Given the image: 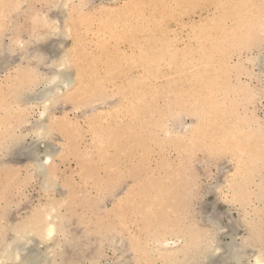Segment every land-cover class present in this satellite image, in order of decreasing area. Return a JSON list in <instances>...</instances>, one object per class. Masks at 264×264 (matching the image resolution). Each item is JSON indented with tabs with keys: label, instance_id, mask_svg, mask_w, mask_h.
<instances>
[{
	"label": "rangeland",
	"instance_id": "rangeland-1",
	"mask_svg": "<svg viewBox=\"0 0 264 264\" xmlns=\"http://www.w3.org/2000/svg\"><path fill=\"white\" fill-rule=\"evenodd\" d=\"M87 1L82 4L81 11L80 1L73 0L69 4L70 6L66 7V12L65 10L60 12V10L53 9L54 7L49 11L47 5L50 2L48 0H17L15 1L16 5L12 4V8L8 7L6 12H3L1 16L0 21L3 22V25L1 22L0 35L5 33L2 36L3 42L6 44H4L5 50L8 49L10 41L12 44V40L7 39L10 33L17 38L19 37L20 39L18 38V40L24 41L26 48L23 56L20 54L10 56L9 51H4L5 54L9 53L10 57L7 56L5 59H0V98L2 97L0 100V231L4 226L7 227V225L12 223H20L21 220L18 221L19 218L23 220V217H26L29 214L28 212L37 207L40 202L49 200V194L48 196L46 195L48 192L45 194V191L41 188L43 179L37 175L30 160L21 157V159L13 157L16 158L13 159L11 158L12 156H4L6 148L8 149L13 145L12 143H16V140L18 142L22 140V146L24 147L34 143L35 137L31 130H29V127L36 122L39 115L38 112H40L38 107L29 109L30 113L27 120H31L28 121L29 123L26 122L29 125L25 122L23 123L22 119L23 117L25 118L26 113L24 114L21 110H26L27 105L18 104L19 102L13 98L18 93L20 95L23 89L19 90V92L17 91V93H15V90L12 95L13 90L10 86H13L12 84L15 83L16 79L18 80L16 78L18 76L17 72L32 69V65L34 68L37 66L38 62H34L37 61L34 57L38 56V54H46L45 60L43 59V63L39 64L38 67L41 71L43 69L44 72H47L49 68L46 63L52 62L51 58L55 57V54L63 56V54L68 53L69 56H72L74 64L69 67V74L73 80L77 73H81L88 78L84 82L85 88L82 87L87 91L82 92L83 94L79 91L78 93L82 95H78V93L76 95L80 98L75 94L76 97H73V95L67 96V94L63 95L65 98L61 96L49 110L50 115L48 114L47 117H51L52 122L50 118L46 117L45 123L47 127L50 125L48 127V130L51 129L50 132L55 130L49 133L50 137L47 143L50 141L49 144L52 148H56L54 150L58 149V153H60L54 156V162L52 161V171L55 174V178H57L54 182L56 185L59 184L54 196L62 200L65 205H62V208H60V213L66 219L68 226L66 227L72 230V232L74 231L77 236L85 235V239L81 242L79 253L73 254L69 248L64 246V240L60 238L61 240L59 239V241L63 240V243H61L60 249L57 247V251L60 250L58 253L61 263L63 261L66 264L67 261L73 259L88 262L89 257L93 256L94 251L99 250L102 254L98 264H163L164 262L161 259L149 253V249L143 241V236H141L143 230L142 219L136 215L139 210L138 208L137 210H132L126 200L132 190L134 191L136 188H139L141 195L142 189L151 185L149 181L153 183L155 180L162 188L158 189L160 202L159 204L156 203V207L163 210V217L160 220L165 218L164 224L167 223V225L174 228L169 238L172 241L181 244L187 235L194 238L201 235L211 237L215 230H221V228L223 229L221 233L225 232V230L227 232L220 236V242L223 244L230 241L228 230L233 228H235L233 235H236L235 237L238 240H240V237L241 239L248 237L249 232H255L257 226L260 224L257 221L258 219L255 218V213H246L245 211L247 209L250 210L251 206L254 209V207L262 205L261 202L255 199L256 197L252 196L253 199H250L252 201L249 205L250 207L247 206L245 208L241 200H245L246 193L243 191L245 189L246 191L250 190V193L260 192L255 183L256 181L259 182L261 178L259 170L263 167H258L257 162L262 163L259 156L264 158V148L260 150L261 152L256 150L259 147L261 148L259 141H264V129L257 133L256 128L261 126L263 128L264 126L262 124L264 122V104L259 102L261 93L264 91V71H262V62L260 61L262 60L261 55L264 54V11L261 12L264 8V0H188V2H185L186 0ZM41 4L44 7H40ZM259 5L263 8L261 9ZM153 6L157 8H153ZM231 7L234 13H232ZM176 14L179 16H176ZM34 15H39V18L47 15L50 18H47L48 21L60 16L65 17V19L60 17L62 22H65L66 19L72 20L73 24L70 23L72 29L70 35L68 34L71 38H68L67 35L66 39L62 37L63 39L61 38L60 41H57L60 38L56 37V35L46 37L45 35L50 30L39 22L36 23L34 31L20 33L17 30V25L23 23L26 18L30 20ZM66 15L68 18H66ZM251 17L253 19L255 17L252 21L256 22V25L250 20L252 19ZM113 19H116L117 24ZM112 20L113 22L111 23ZM129 25H133V28L131 27L132 31H129L131 30ZM253 25L255 30L253 29L252 35L250 31H252ZM103 26L107 28H103ZM245 26H247L246 29ZM112 27H115V29ZM126 28H129V30ZM120 29L124 30L123 32L121 30L123 34L125 33L124 35L121 34ZM106 31L110 32L106 33ZM212 34L213 39H211ZM43 36L45 37L43 38ZM144 36L145 38L142 40ZM234 36L237 37L233 38ZM247 36L249 39H247ZM126 37L129 38L125 39ZM114 39H116V42ZM234 41L237 42V45L240 44L239 49L238 46L236 47ZM78 42L82 44L81 47L77 44ZM113 42L116 44L115 46ZM145 44L147 47L144 46ZM233 44L235 50L232 48ZM76 46L78 50L75 48ZM142 47L144 48L141 49ZM50 48H52L53 53L50 51ZM222 49L227 52H224ZM74 50L75 54L79 55L78 58L76 55L74 56ZM113 50L114 52L111 53ZM79 52L80 54H78ZM158 52L161 53L159 54ZM107 54L108 56H106ZM21 57L25 58V60L22 61L20 59V61L19 58ZM111 59H115V61L112 62ZM32 62L34 63L31 64ZM90 62L91 64H89ZM83 64H87L88 66L84 67ZM127 66L128 69L126 68ZM96 67L97 69L95 70ZM146 68L149 70L146 71ZM93 70L99 75L95 74ZM187 70L188 72H186ZM116 71L119 73L116 74ZM104 73L106 74L104 75ZM96 75L100 78L96 77ZM102 76L105 79V83ZM89 77L91 80H89ZM95 77L96 79H94ZM206 77L208 78L206 79ZM194 80L199 81L196 83ZM90 83L93 84L92 87H90ZM30 85H33V88L30 86V89L33 90L28 89L31 94L28 93L29 91L26 93L25 89V92L21 94L22 96L28 95L29 97L31 95L32 97V95L42 89V86H40L41 88L36 86V88L34 83ZM86 87H90L93 91L95 90L94 88H97L98 92L95 90V93H99L100 95H95L92 90ZM215 87L216 90L214 91ZM239 89L240 92L238 94ZM102 90H104L103 94H101ZM145 90L148 91L146 92ZM233 90L238 91L234 92ZM224 91L228 93L224 94ZM229 91L233 93L231 94ZM139 92L143 95L139 98L141 100L140 105H137L139 110H136L135 107L137 106L135 104H138V99L135 96H139ZM89 93L91 96H94V99L90 97ZM137 93L139 94L137 95ZM85 94L88 96H83ZM206 95L208 96L206 97ZM242 96H247V98ZM253 96L255 97L253 98ZM6 98L8 101H6ZM90 99H93V101ZM213 100L214 103H212ZM17 105H22V109H20L21 106H18L20 108L17 109ZM151 105L154 107H150ZM23 106H25V109ZM147 106L149 108L146 109ZM188 110L191 112L189 111V113ZM140 112L142 115H140ZM174 113H178L183 120L181 118V120L177 118L175 121L174 119H172L173 121L169 119ZM162 115H164L163 118ZM112 130H116L121 135V140H123H120L123 146L120 153H115V148L111 146L112 136L110 131ZM249 130L253 132L248 133ZM135 131L138 132L135 133ZM198 132L200 133L198 134ZM176 133L182 134L178 136ZM133 134L134 137H132ZM171 134H174V136ZM249 134H251L252 138L248 136ZM260 134L261 136L263 135L262 139H259ZM135 135L137 138L139 136V141L135 138ZM234 136H238V138H234ZM104 137H106V140H104ZM129 137L133 139L131 141L130 139L127 140ZM153 138L156 141L152 140ZM138 143L144 145L140 146ZM232 143L233 145H231ZM41 145L43 144H40L38 147L40 152L44 150L42 149L44 145ZM234 145L239 148L232 147ZM226 149H229V151ZM134 150L136 153H134ZM243 152L245 153L243 154ZM238 158H242L241 161ZM82 161L88 166H86L87 169ZM262 161L264 162L263 159ZM253 162L254 164H251ZM250 167H254V169ZM256 167L259 168H257V172H255ZM243 168L244 171L242 170ZM206 169L207 174H205ZM248 169H251V171H248ZM146 171L148 172L146 173ZM248 172L250 177L247 178L249 180H246L243 175L247 177L249 175ZM210 179L216 182L218 190H209ZM243 182L245 183V186L242 185L244 188L241 186V183L244 184ZM242 188L245 194H242ZM151 190L155 191L154 188ZM163 199L166 201L164 202ZM212 217L213 221L211 220ZM98 227L99 230H103L104 233L102 235H105L106 238L111 237L115 233L113 234V241L104 242L101 239V234L97 232ZM183 237L184 239L180 240ZM100 242H103V246H99ZM110 243L113 245L117 243L118 250H114ZM253 251L254 249H249L248 255L252 254ZM94 254L96 255V253Z\"/></svg>",
	"mask_w": 264,
	"mask_h": 264
},
{
	"label": "bare ground",
	"instance_id": "bare-ground-1",
	"mask_svg": "<svg viewBox=\"0 0 264 264\" xmlns=\"http://www.w3.org/2000/svg\"><path fill=\"white\" fill-rule=\"evenodd\" d=\"M15 1H17V0H0V3H1V8H0V20H1V16H2V14H3V12H6V10H7V8L9 7V8H12V4L14 5L16 2ZM50 3H53V4H55V5H59V7H54L53 9H55V10H60V12L61 11H63V10H65L66 9V7L70 4V2H73V0H48ZM54 1V2H53ZM80 1V3H81V8H80V11L82 10V4H84V2H86L87 0H79ZM115 1V0H114ZM117 1V0H116ZM196 1V0H195ZM205 1V0H204ZM225 1V0H224ZM234 1H236V0H234ZM258 1V0H257ZM256 1V2H257ZM261 1V0H260ZM43 2V1H42ZM185 2H188V0H186ZM263 2V1H262ZM261 2V3H262ZM44 3V2H43ZM87 3H88V1H87ZM86 3V4H87ZM154 3V2H153ZM158 3V2H157ZM162 3V2H161ZM179 3V2H178ZM184 3V2H183ZM199 3H200V1H199ZM227 3H229V2H227ZM235 3V2H234ZM188 4V3H187ZM195 4V3H194ZM16 5V4H15ZM142 5V4H141ZM156 5V4H155ZM183 5H185V4H183ZM182 5V6H183ZM249 5V4H248ZM70 6V5H69ZM165 6V5H164ZM256 6V5H255ZM260 6V5H259ZM264 6V5H263ZM144 7H146V6H144ZM161 7V6H160ZM183 7H185V6H183ZM188 7V6H187ZM228 7V6H227ZM226 7V8H227ZM239 7H241V6H239ZM258 7V6H257ZM257 7H255L256 9H257ZM261 7V9L263 8L262 6H260ZM15 8H16V6H15ZM152 8V7H151ZM153 8H157V7H154L153 6ZM186 8V7H185ZM259 8V7H258ZM136 9H138V8H136ZM178 9V8H177ZM191 9V8H190ZM198 9V8H197ZM264 9V8H263ZM262 9V11L261 12H263L264 10ZM77 10V9H76ZM79 10V9H78ZM139 10H140V8H139ZM161 10V9H160ZM176 10V9H175ZM222 10V9H221ZM231 10L233 11V9H232V7H231ZM240 10V9H239ZM10 11V10H9ZM14 11V10H13ZM50 11V10H49ZM231 11V12H232ZM243 11V10H242ZM258 11H259V9L257 10V14H258ZM57 12V11H56ZM65 12H66V10H65ZM78 12V11H77ZM76 12V13H77ZM150 12V11H149ZM255 12V11H254ZM10 13V12H9ZM64 13V12H63ZM159 14H161L160 12H158ZM221 13H222V11H221ZM232 13H234V11L232 12ZM51 14V13H50ZM58 14V13H57ZM66 14V13H65ZM65 14H63V15H65ZM131 14V13H130ZM146 14V13H145ZM158 14V15H159ZM190 14V13H189ZM220 14V13H219ZM56 15V14H55ZM116 15V14H115ZM143 15V14H142ZM178 14H176V16H177ZM227 15V14H226ZM10 16V15H9ZM47 16V15H46ZM45 16V17H46ZM53 16V15H52ZM67 16V15H66ZM117 16V15H116ZM179 16V15H178ZM248 16V15H247ZM250 16V15H249ZM45 17L43 16V18H39V20H38V22L39 23H41L42 25H44L45 26V23H44V20H45ZM54 17V16H53ZM57 17V16H56ZM61 18H64L65 19V17L63 16H60ZM60 17H57L56 19H54V18H52L53 20H49L48 21V19H50V18H48V16H47V21L49 22V23H51L52 21H55V22H57L58 23V26H59V29H60V31L57 33V34H55L56 35V37H58V38H60L59 40H57V41H60L61 40V38L62 37H66L68 34L70 35V32H71V29H72V27H71V24L70 23H72V20H67L66 19V21L65 22H62V19L60 18ZM124 17V16H123ZM142 17V16H141ZM153 17V16H152ZM161 17V16H160ZM159 17V18H160ZM256 17V16H255ZM255 17H254V19H255ZM261 17H262V15H261ZM3 18V17H2ZM8 18V17H7ZM66 18H68V16L66 17ZM78 18H79V16H78ZM127 18V17H126ZM151 18V17H150ZM252 18V17H251ZM4 19V18H3ZM2 19V20H3ZM71 19V18H70ZM128 19V18H127ZM126 19V20H127ZM134 19V18H133ZM139 19V18H138ZM158 19V18H157ZM236 19H237V17H236ZM247 19V18H246ZM253 18L252 19H250L251 21L252 20H254ZM115 22H116V19H113ZM113 20L111 21V23L113 22ZM122 20H124V19H122ZM128 20H130V19H128ZM146 20V19H145ZM222 20V19H221ZM249 20V19H248ZM249 20V21H250ZM6 21V20H5ZM135 22H136V20H134ZM167 21H169V20H167ZM247 21V20H246ZM248 21V22H249ZM1 22L2 21H0V24H1ZM37 22V23H38ZM81 22V21H80ZM130 22V21H129ZM223 22V21H222ZM221 22V23H222ZM108 23V22H107ZM246 23V22H245ZM252 23H254L253 21H252ZM256 23V22H255ZM254 23V24H255ZM6 24V23H5ZM73 24V23H72ZM77 24V23H76ZM75 24V25H76ZM116 24H117V22H116ZM122 24V23H121ZM130 24V23H129ZM140 24V23H139ZM224 24V23H223ZM244 24V23H243ZM2 25H3V22H2ZM1 25V26H2ZM40 25V24H39ZM80 25V24H79ZM113 25V24H112ZM111 25V26H112ZM125 25V24H124ZM128 25V24H127ZM135 25V24H134ZM150 25V24H149ZM207 25V24H206ZM221 25V24H220ZM233 25V24H232ZM256 25V24H255ZM1 26H0V28H1ZM41 26V25H40ZM73 26V25H72ZM78 26V25H77ZM107 26V25H106ZM105 26V27H106ZM108 26H109V23H108ZM121 26V25H120ZM133 25H129V27L131 28ZM137 26H139V25H137ZM141 26V25H140ZM167 26V25H166ZM234 26V25H233ZM248 26V25H247ZM247 26H245V29H246V27ZM104 26H103V28H105ZM110 27V26H109ZM122 27H123V25H122ZM147 27V26H146ZM253 28H251L252 29V31H250V32H252L251 34L253 35V29H254V25L252 26ZM78 28V27H77ZM107 28V27H106ZM112 28H114L115 29V27H112ZM118 28H120V27H118ZM133 28V27H132ZM132 28H131V30H129V28H126L127 30H129V31H132ZM143 28H144V26H143ZM221 28V27H220ZM223 28V27H222ZM257 29H258V27H256ZM2 29H4V28H2ZM124 29V28H123ZM135 29H136V27H135ZM7 30V29H6ZM5 30V31H6ZM73 30H74V27H73ZM104 30V29H103ZM121 30L122 29H120L119 31L121 32ZM126 30V31H127ZM164 30H165V28H164ZM164 30H162V31H164ZM219 30V29H218ZM255 30V29H254ZM49 31V30H48ZM114 31H116V30H114ZM124 30H122V32H123ZM125 31V32H126ZM138 31V30H137ZM226 31H227V29H226ZM235 31V30H234ZM243 31H244V29H243ZM15 32V31H14ZM69 32V33H68ZM79 32V31H78ZM77 32V33H78ZM110 32V31H109ZM109 32H107L106 31V33H109ZM117 32V31H116ZM121 32V34H123ZM2 33V32H1ZM10 33V32H9ZM132 33V32H131ZM147 33V32H146ZM151 33V32H150ZM5 34V33H4ZM3 33H2V35H0V59L1 58H6L7 56H9V53L8 54H5V52L4 51H8V49L7 50H5L6 48H5V46H4V40H3V38H2V36L4 35ZM11 34V33H10ZM118 34H120V33H118ZM125 34V33H124ZM123 34V35H124ZM129 34V33H128ZM134 34H135V32H134ZM133 34V35H134ZM152 34V33H151ZM158 34H160V33H158ZM162 34V33H161ZM226 34V33H225ZM235 34V33H234ZM244 34V33H243ZM11 35H13V34H11ZM43 35V34H42ZM41 35V36H42ZM68 35V38H71V36H69ZM114 35V34H113ZM112 35V36H113ZM127 35V34H126ZM132 35V34H131ZM140 35V34H139ZM155 35V34H154ZM39 36V35H38ZM46 37H48V36H51V34H50V31H49V33H47V35H45ZM45 36H43V38L45 37ZM146 36V35H145ZM145 36L143 37V39L142 40H144V38H145ZM159 36H161V35H159ZM134 37V36H133ZM141 37V36H140ZM155 37V36H154ZM154 37H153V39H154ZM196 37V36H195ZM237 36H234L233 38H236ZM242 37V36H241ZM244 37V36H243ZM248 37V36H247ZM4 38H5V36H4ZM19 38V37H18ZM38 38H40V37H38ZM42 38V39H43ZM67 38V39H68ZM127 38H129V37H126L125 39H127ZM131 38V37H130ZM227 38V37H226ZM20 39V38H19ZM63 39V38H62ZM66 39V38H65ZM75 39V38H74ZM123 39V38H122ZM121 39V40H122ZM135 39V38H134ZM134 39H130V40H134ZM211 39H213V34H212V37H211ZM238 39V38H237ZM237 39H235L236 41H237ZM239 39H240V37H239ZM243 39V38H242ZM247 39H249V37L247 38ZM6 40V39H5ZM34 40V39H33ZM79 40V39H78ZM82 40V39H81ZM115 40V42H116V39H114ZM129 40V39H128ZM229 40V39H228ZM227 40V41H228ZM232 40H234V39H232ZM21 41V40H20ZM39 41H41V40H39ZM109 41V40H108ZM140 41V40H139ZM138 41V42H139ZM146 41V40H145ZM148 41V40H147ZM244 41V40H243ZM253 41V40H252ZM24 42V41H23ZM38 42V41H37ZM37 42H35V43H37ZM42 42V41H41ZM41 42H39V43H41ZM110 42V41H109ZM119 42V41H118ZM235 42V41H234ZM112 43V42H111ZM122 43H123V41H122ZM139 43H141V42H139ZM145 43V42H144ZM157 43V42H156ZM231 43H233V42H231ZM237 42H235V44H236ZM10 44H11V41H10ZM26 44V43H25ZM28 44V43H27ZM58 44H60V43H58ZM62 44H64L63 42H62ZM77 44H79V42L77 43ZM84 44V43H83ZM113 44H114V42H113ZM121 44V43H120ZM244 44V43H243ZM254 44V43H253ZM6 45V44H5ZM7 45H9V44H7ZM75 45H76V43H75ZM74 45V46H75ZM85 45V44H84ZM104 45V44H103ZM106 45V44H105ZM107 45H108V43H107ZM116 44H114V46H115ZM137 45V44H136ZM138 45H140V44H138ZM164 45V44H163ZM220 45V44H219ZM231 45V44H230ZM245 45V44H244ZM27 46V45H26ZM50 46V45H49ZM60 46V45H59ZM79 46L81 47L82 46V44H79ZM131 46V45H130ZM133 46V45H132ZM144 46H146L147 47V45L145 44ZM154 46V45H153ZM152 46V47H153ZM161 46V45H160ZM210 46V45H209ZM238 46V49H239V46H240V44L239 45H237L236 44V47ZM136 47V46H135ZM152 47H150V48H152ZM234 44H233V49H234ZM26 48V47H25ZM49 48V47H48ZM75 48H77V46L75 47ZM101 48V47H100ZM144 47H142L141 49H143ZM149 48V47H148ZM165 48V47H164ZM192 48H193V46H192ZM212 48V47H211ZM231 48V49H232ZM44 49V48H43ZM51 50V52L53 53V51H52V48H50ZM203 49H205V48H203ZM220 49H221V47H220ZM230 49V50H231ZM67 50V49H66ZM76 50V49H75ZM75 50H74V56L76 55L75 54ZM77 50H78V48H77ZM106 50V49H105ZM116 50V49H115ZM150 50V49H149ZM160 50V49H159ZM213 50H214V48H213ZM223 50V49H222ZM235 50V49H234ZM233 50V51H234ZM80 52H81V50H79ZM161 51H162V48H161ZM224 51V50H223ZM78 52V51H77ZM80 52L78 53V54H80ZM99 52V51H98ZM106 52V51H105ZM108 52V51H107ZM109 52H110V50H109ZM108 52V53H109ZM114 52V50L111 52V53H113ZM133 52V51H132ZM137 52V51H136ZM145 52V51H144ZM165 52V51H164ZM186 52V51H185ZM188 52V51H187ZM199 52V51H198ZM224 52H227V51H224ZM230 52V51H229ZM237 52V51H236ZM149 53H150V51H149ZM159 53V52H158ZM161 53V52H160ZM159 53V54H160ZM214 53V52H213ZM48 55H49V53H47ZM121 54V53H120ZM132 54V53H131ZM130 54V55H131ZM134 54V53H133ZM139 54V53H138ZM148 54V53H147ZM219 54H220V52H219ZM24 55V54H23ZM35 55V54H34ZM33 55V56H34ZM45 55L46 54H42V55H40V54H38V56H35L34 58H35V60H37V61H34V62H38L36 65L37 66H35V68L33 67V65L31 66L32 67V69H25V70H21V71H19V72H17L18 73V76H16V78H18V80L16 79H13V80H15V83H13L12 85L13 86H10V88L13 90V92L11 93L12 95L14 94V91H15V93H17V91L19 92V90H22L23 89V91L22 92H20L21 94H23L25 91V89H26V93L28 92V93H30V90H33V89H30V84H32V83H34V85H35V87L37 86V87H40V86H42V89L39 91V92H36L34 95H32V97H31V95L28 97V95H26V96H22L21 94L19 95V93L16 95V96H14L13 98H15L16 99V101L17 102H19L18 104H22V105H27L26 106V110H21V111H23V113L25 114V118L23 117V123L25 122H28V121H30V120H27V118H28V116H29V111L33 108V107H38L39 109H40V112H38L39 113V115H38V119H36V122L35 123H33V124H31L30 125V127H29V130H31V132H32V134H33V136L35 137V141H34V143H32V144H30L29 146H26V147H24V146H22L23 144H22V140H19V142L16 140V143L14 142V143H12L13 145H11L8 149L6 148V152L4 153V156L5 157H10V156H12L11 158H13V157H17V159H18V157L20 158H25V159H27V160H30L31 162H32V167H34V170H35V172L37 173V175L41 178V179H43V182H41V185H42V190H44L45 191V194H46V192H48L46 195L48 196V194H49V200H46L45 202H40L39 203V205L37 206V207H32L33 209L30 211V212H28L29 214L25 217H23V220L22 219H20L19 218V220L18 221H20V223L18 222V224H15V223H12V224H10V225H7V227H2V229H1V231H0V264H20V262L21 261H35L36 262V264H60L61 263V261L59 260V251L60 250H58L57 251V247H58V249H60L59 247L61 246V243H63L62 241L60 242L59 241V239L61 238V236L59 235V233H60V229H61V227L63 226V227H66L67 226V223H66V219L62 216V214L60 213V208H62V205H64L63 204V201L62 200H60V199H58V198H55V196H54V193L57 191V187L55 188V190L54 191H52V193L51 192H49V191H47L46 189H45V187H44V184L46 183V181H45V173H44V171H43V169H46L47 170V172H48V174H50L51 175V177L55 180H57V178H55V174H53V171H52V161L54 160L53 159V157L54 156H56V155H58V154H60V153H58L59 152V150L57 149V150H54V149H56V148H52V146L49 144V142L47 143V141H48V138L50 137L49 135V133H52L53 131H55V130H53L52 132H50V130H48V127L50 126H48L47 127V125H46V123H45V121H46V117L48 116V114H49V110L51 109V107H53L54 106V104L56 103V101L62 96V97H64L63 95H65V94H67V96H72L73 95V97L79 92V91H81V93L82 92H84L86 89H83L82 87H84L85 88V86H84V82H85V80H87L88 78H86L85 76H83V74H81V73H77V74H75L76 76H75V78H74V80L72 79V77L70 76V74H69V67H71V65L73 64V58H72V56H69L68 55V53L67 54H63V56L62 55H59L58 54V56L55 54H53L55 57H53V58H51L52 59V62H48V63H46L47 64V66H48V70H47V72H44L43 71V69H42V71L39 69V64L41 65L42 63H43V61L45 60L44 59V57H45ZM47 55V56H48ZM86 55V54H85ZM115 55H118V54H115ZM142 55V54H141ZM144 55H145V53H144ZM228 55V54H227ZM259 55H261V54H259ZM10 56H13V55H11V53H10ZM9 56V57H10ZM77 56V55H76ZM79 56V55H78ZM78 56H77V58H78ZM98 56V55H97ZM96 56V57H97ZM101 56V55H100ZM106 56H108V54L106 55ZM111 56V55H110ZM112 56H114V55H112ZM119 56V55H118ZM160 56V55H159ZM179 56H180V54H179ZM193 56H194V54H193ZM192 56V57H193ZM195 56H196V54H195ZM226 56V55H225ZM262 57H261V59L262 60H260L262 63H261V65H262V71H264V54H262L261 55ZM28 57V56H27ZM52 57V56H51ZM82 57V56H81ZM93 57V56H92ZM99 57V56H98ZM98 57H97V60H98ZM128 57V56H127ZM126 57V58H127ZM148 57V56H147ZM146 57V58H147ZM191 57V58H192ZM224 57V56H223ZM23 57H21V58H19V60L21 59L22 61H24L25 60V58H23ZM29 58V57H28ZM48 58V57H47ZM70 58H71V60H70ZM88 58V57H87ZM104 58V57H103ZM110 58V57H109ZM114 58H116V57H114ZM124 58V57H123ZM129 58H130V56H129ZM129 58H127L128 60H129ZM132 58V57H131ZM144 58H145V56H144ZM149 58V57H148ZM152 58V57H151ZM181 58V57H180ZM225 58V57H224ZM227 58V57H226ZM3 59V60H4ZM44 59V60H43ZM84 59V58H83ZM92 59V58H91ZM118 59V58H117ZM188 59V58H187ZM190 59V58H189ZM193 59V58H192ZM192 59H191V61H192ZM7 60V59H6ZM5 60V61H6ZM8 60H9V58H8ZM20 60V61H21ZM26 60H27V58H26ZM33 60V59H32ZM49 60V59H48ZM95 60V59H94ZM97 60H95V61H97ZM101 60V59H100ZM107 60V59H106ZM112 60V62H114L115 61V59L113 60V59H111ZM110 60V61H111ZM123 60V59H122ZM155 60V59H154ZM179 60V59H178ZM178 60H176V61H178ZM207 60V59H206ZM10 61V60H9ZM92 61V60H91ZM102 61V60H101ZM181 61V60H180ZM224 61V60H223ZM259 61V60H258ZM259 61V62H260ZM6 62H8V61H6ZM26 62V61H25ZM29 62H30V60H29ZM34 62H32L31 64H33ZM79 62V61H78ZM102 62H104V61H102ZM117 62L118 63H120L118 60H117ZM147 62V61H146ZM27 63H28V60H27ZM134 63H136V62H134ZM148 63V62H147ZM146 63V64H147ZM158 63V62H157ZM178 63V62H177ZM222 63H224V62H222ZM221 63V64H222ZM34 64V65H35ZM89 64H91V62L89 63ZM97 64H99V63H97ZM117 64V63H116ZM116 64H114V65H116ZM129 64V63H128ZM132 64V63H131ZM142 64V63H141ZM179 64V63H178ZM177 64V66H179ZM74 65V64H73ZM72 65V66H73ZM77 65V64H76ZM81 65H82V63H81ZM84 65V64H83ZM87 65V64H86ZM86 65H84V67H86ZM130 65V64H129ZM136 65V64H135ZM224 65V64H223ZM46 66V67H47ZM78 66V65H77ZM88 66V65H87ZM91 66V65H90ZM99 66V65H98ZM108 66V65H107ZM107 66H105V68H107ZM112 66V65H111ZM148 66H150V65H148ZM25 67V66H24ZM43 67V66H42ZM82 67V66H81ZM134 67H137V66H134ZM144 67V66H143ZM147 67V66H146ZM204 67V66H203ZM34 68V69H33ZM76 68V67H75ZM127 69H128V66L126 67ZM147 68H149V67H147ZM147 68H146V71H148L147 70ZM172 68H173V66H172ZM220 68H221V65H220ZM223 68V67H222ZM231 68H232V66H231ZM1 69V68H0ZM16 69V68H15ZM81 69V68H80ZM89 69L91 70V68L89 67ZM97 69V67L95 68V70ZM101 69V68H100ZM99 69V70H100ZM103 69V68H102ZM109 69V68H108ZM235 69V68H234ZM77 70V69H76ZM88 70V69H87ZM120 70V69H119ZM178 70V69H177ZM224 70V69H223ZM49 71V72H48ZM79 71V70H78ZM81 71V70H80ZM89 71V70H88ZM88 71H86L87 73H88ZM94 71V70H93ZM106 71V70H105ZM105 71H103V72H105ZM114 71V70H113ZM126 71V70H125ZM144 71V70H143ZM179 71V70H178ZM200 71H202V70H200ZM8 72V71H7ZM72 72V71H71ZM82 72V71H81ZM95 72V74H97L96 73V71H94ZM94 72H93V75H94ZM102 72V73H103ZM164 72V71H163ZM186 72H188V70L186 71ZM211 72H212V70H211ZM232 72V71H231ZM116 74H118L117 73V71L115 72ZM123 73H124V71H123ZM133 73V72H132ZM178 73V72H177ZM220 73V72H219ZM221 73H223V72H221ZM248 73V72H247ZM89 74H90V72H89ZM101 74V73H100ZM106 73H104V75H105ZM116 74H115V77H116ZM214 74V73H213ZM224 74V73H223ZM229 74V73H228ZM97 75H99V74H97ZM96 75V77H99V76H97ZM103 75V76H104ZM114 75V74H113ZM187 75H188V73H187ZM205 75V74H204ZM86 76H88V74H86ZM103 76H102V78H103ZM186 76V75H185ZM224 76V75H223ZM227 76V75H226ZM238 76V75H237ZM83 77H85V78H83ZM92 77V76H91ZM96 77L94 78V79H96ZM141 77V76H140ZM143 77V76H142ZM190 77V76H189ZM228 77V76H227ZM12 78V77H11ZM100 78V77H99ZM127 78V77H126ZM191 78V77H190ZM208 77H206V79H207ZM221 78V77H220ZM224 78V77H223ZM94 79H92L93 81H94ZM104 79V78H103ZM109 79V78H108ZM140 79H142V78H140ZM175 79V78H174ZM178 79V78H177ZM210 79V78H209ZM222 79V78H221ZM226 79V78H225ZM89 80H91L90 79V77H89ZM126 80H128V79H126ZM132 81H134L133 79H131ZM173 80V79H172ZM185 80V79H184ZM189 80V79H188ZM220 80V79H219ZM105 81V79L103 80V82ZM199 81V80H198ZM198 81L197 80H194V82H196V83H198ZM217 81V80H216ZM226 81V80H225ZM224 81V82H225ZM12 82V81H11ZM88 82V81H87ZM95 82V81H94ZM98 82V81H97ZM117 82V81H116ZM193 82V81H192ZM223 82V81H222ZM105 83V82H104ZM216 83V82H215ZM219 83V82H218ZM11 85V84H10ZM89 85H91L90 87H92L93 86V84H89ZM94 85H95V83H94ZM108 85V84H107ZM144 85V84H143ZM145 85L147 86V84L145 83ZM144 85V86H145ZM183 85V84H182ZM198 85V84H197ZM211 85V84H210ZM216 85H218V86H220L219 84H216ZM225 86H227L226 84H224ZM28 86V87H27ZM33 86V85H32ZM31 86V87H32ZM87 86V85H86ZM100 86V85H99ZM117 86V85H116ZM128 86V85H127ZM126 86V87H127ZM141 86V85H140ZM203 86V85H202ZM218 86H217V88H218ZM221 86H222V84H221ZM26 87V88H25ZM36 87V88H37ZM90 87L88 88V87H86L87 89H90ZM101 87V86H100ZM107 87V86H106ZM132 87V86H131ZM196 87H198V86H196ZM9 88V89H10ZM33 88V87H32ZM41 88V87H40ZM123 88H125V87H123ZM138 88L140 89V87L138 86ZM223 88V87H222ZM28 89H30V90H28ZM35 89V88H34ZM95 90L97 89V88H94ZM99 89V88H98ZM117 89H119V88H117ZM122 89V88H121ZM120 89V90H121ZM145 89H146V87H145ZM178 89V88H177ZM196 89H198V88H196ZM219 89V88H218ZM8 90V89H7ZM90 90H92V89H90ZM95 90L93 91L94 92V94L95 95H100L99 93H95ZM100 90V89H99ZM138 90V89H137ZM211 90V89H210ZM216 90V87H215V89H214V91ZM263 90H264V88H263ZM10 91V90H9ZM87 91V90H86ZM97 91V90H96ZM104 90H102L101 91V94H103L102 92H103ZM146 91V90H145ZM148 91V90H147ZM146 91V92H147ZM165 91V90H164ZM170 91V90H169ZM232 91V90H231ZM234 91V90H233ZM236 91H238V90H236ZM236 91H234V92H236ZM243 91V90H242ZM32 92V91H31ZM68 92V93H67ZM93 92H90V93H93ZM98 92V91H97ZM129 92H131V91H129ZM133 92V91H132ZM136 92V91H135ZM138 92V91H137ZM154 92H156L155 90H154ZM217 92V91H216ZM221 92V91H220ZM225 92V91H224ZM230 92V91H229ZM239 92H240V89H239V91L237 92L238 94H239ZM248 92V91H247ZM25 93V94H26ZM79 94L78 93V95H82V94ZM89 93V95H90V97L91 98H93L94 99V96H91V94ZM134 93V92H133ZM140 93V92H139ZM139 93H137V95L139 94ZM144 93V92H143ZM158 93V92H157ZM198 93V92H197ZM219 93V92H218ZM228 93V92H227ZM226 92L224 93V94H227ZM231 93V92H230ZM229 93V94H230ZM233 93V92H232ZM231 93V94H232ZM4 94V93H3ZM31 94V93H30ZM69 94V95H68ZM75 94V95H74ZM86 94H88V93H86ZM83 95V96H88V95ZM93 94V95H94ZM122 94V93H121ZM208 94V93H207ZM214 94H215V92H214ZM250 94V93H249ZM252 94H253V92H252ZM123 95V94H122ZM143 95V94H142ZM141 95V93L139 94V96H135V98L136 99H138V104H135L136 106L137 105H140V102H141V100L139 99V98H141L140 96H142ZM204 95V94H203ZM77 96V95H76ZM75 96V97H76ZM83 96H81V97H83ZM151 96V95H150ZM208 95H206V97H207ZM78 97V96H77ZM89 97V98H90ZM100 97V96H99ZM205 97V96H204ZM205 97V99H207ZM227 97V96H226ZM225 97V98H226ZM237 97H239V98H241L240 96H237ZM242 97H245V96H242ZM255 96H253V98H254ZM2 98V97H1ZM1 98H0V100H1ZM65 98V97H64ZM78 98H80V97H78ZM84 98V97H83ZM87 98V97H86ZM85 98V99H86ZM147 98H149L148 96H147ZM229 98V97H228ZM245 98H247V96L245 97ZM11 99H12V96H11ZM93 99H90V100H92L93 101ZM101 99V98H100ZM104 99V98H103ZM150 99V98H149ZM231 99V98H230ZM243 99V98H242ZM63 100V99H62ZM99 100V99H98ZM157 100H158V98H157ZM216 100V99H215ZM232 100V99H231ZM230 100V101H231ZM246 100V99H245ZM255 100H256V98H255ZM6 101H8L7 100V98H6ZM159 101H161V100H159ZM191 101V100H190ZM200 101V100H199ZM259 101V100H258ZM257 101V102H258ZM2 102V101H1ZM62 102V101H61ZM158 102V101H157ZM217 102V101H216ZM233 102V101H232ZM260 102V101H259ZM15 103V102H14ZM124 103V102H123ZM126 103V102H125ZM136 103V102H135ZM155 103V102H154ZM163 103V102H162ZM182 103V102H181ZM212 103H214V100H213V102ZM218 103V102H217ZM253 103V102H252ZM7 104V103H6ZM13 104V103H12ZM90 104V103H89ZM158 104V103H157ZM226 104V103H225ZM224 104V105H225ZM232 104V103H231ZM14 105V104H13ZM12 105V106H13ZM22 105H17L16 107H17V109L18 108H20V107H18V106H21V108L20 109H22ZM85 105V104H84ZM155 105V104H154ZM25 106H23V108L25 109ZM145 106H146V104H145ZM149 106V105H148ZM146 107V109L147 108H149V107ZM212 106V105H211ZM231 106V105H230ZM11 107V106H10ZM119 107V106H118ZM142 107H143V105H142ZM150 107H154L153 105H151ZM200 107V106H199ZM228 108H229V106H227ZM248 107V106H247ZM55 108V107H54ZM57 108V107H56ZM136 108V110H139V107L137 106V107H135ZM160 108V107H159ZM187 108H188V106H187ZM202 108V107H201ZM30 109V110H29ZM38 109V110H39ZM114 109H116V108H114ZM113 109V110H114ZM120 109V108H119ZM204 109V108H203ZM15 110V109H14ZM96 110V109H95ZM149 110V109H148ZM192 110V109H191ZM228 110H230V109H228ZM233 110V109H232ZM18 111V110H17ZM105 111V110H104ZM190 110H188V112H189ZM214 111V110H213ZM116 112V111H115ZM184 112H186V111H184ZM184 112H182L183 114H184ZM187 112V113H188ZM191 112V111H190ZM189 112V113H190ZM207 112V111H206ZM18 113H19V111H18ZM138 113V112H137ZM141 113V112H140ZM178 113H181V112H178ZM172 114L171 115V117L169 118V119H174V121L177 119V118H181V116H179V114ZM232 113V112H231ZM10 114H11V112H10ZM33 114V113H32ZM8 115V114H7ZM50 115V114H49ZM140 115H142V113L140 114ZM185 115H187L186 113H185ZM254 115V114H253ZM145 116V115H144ZM163 116L164 115H162V118H163ZM165 116H167V115H165ZM191 116H196V115H191ZM197 116H199V114H197ZM3 117V116H2ZM34 117V116H33ZM104 118H105V116H103ZM122 117V116H121ZM135 117H136V115H135ZM194 117H192V118H194ZM0 118H1V116H0ZM4 118V117H3ZM20 118V117H19ZM48 119L50 118V121H51V117H47ZM103 118V119H104ZM198 118V117H197ZM196 118V119H197ZM207 118V117H206ZM206 118H205V120H206ZM102 119V120H103ZM137 119V118H136ZM167 119H168V117H167ZM182 119V118H181ZM180 119V120H181ZM236 119V118H235ZM245 119V118H244ZM257 119V118H256ZM19 120V119H18ZM106 120V119H105ZM149 120V119H148ZM158 120V119H157ZM183 120V119H182ZM261 120V119H260ZM49 121V122H50ZM153 121V120H152ZM159 121V120H158ZM170 121V120H169ZM173 121V120H172ZM179 121V120H178ZM219 121V120H218ZM255 121V120H254ZM52 122V121H51ZM50 122V123H51ZM99 122V121H98ZM180 122V121H179ZM204 122V121H203ZM236 122V121H235ZM253 122V121H252ZM29 123V122H28ZM28 123H26V124H28ZM182 123V122H181ZM196 123H197V121H196ZM63 125H64V123H62ZM61 124V125H62ZM91 124V123H90ZM98 124V123H97ZM140 124V123H139ZM161 124V123H160ZM175 125H176V123H174ZM199 124V123H198ZM238 124V123H237ZM262 124H264V122L262 123ZM25 125V124H24ZM29 125V124H28ZM66 125H68L67 123H66ZM93 125H94V123H93ZM106 125V124H105ZM149 125H150V123H149ZM162 125V124H161ZM161 125H159V126H161ZM179 125V124H178ZM196 125V124H195ZM71 126V125H70ZM91 126H92V124H91ZM158 126V125H157ZM165 126V125H164ZM172 126V125H171ZM174 126V125H173ZM197 126V125H196ZM195 126V128H197ZM60 127H62V126H60ZM63 127H65V126H63ZM125 127V126H124ZM162 127H163V125H162ZM162 127H161V129H162ZM166 127V126H165ZM186 127V126H185ZM226 127V126H225ZM258 127V126H257ZM13 128V127H12ZM53 128V127H52ZM199 128V127H198ZM230 128H232V127H230ZM71 129H73V128H71ZM97 129V128H96ZM112 129H113V127H112ZM159 129V128H158ZM177 129V128H176ZM242 129V128H241ZM240 129V130H241ZM264 129V126H263V128H262V126L261 127H259V128H256V132L257 133H259V131H261V130H263ZM57 130V129H56ZM124 130H126L125 128H124ZM138 130V129H137ZM154 130V129H153ZM157 130V129H156ZM186 130V129H185ZM192 130H194V129H192ZM201 130V129H200ZM238 130V129H237ZM68 131V130H67ZM167 131V130H166ZM170 131V130H169ZM174 131V130H173ZM180 131V130H179ZM252 131V130H251ZM250 130L248 131V133L249 132H251ZM16 132V131H15ZM64 132V131H63ZM106 132H107V130H106ZM123 132V131H122ZM138 131H135V133H137ZM253 132V131H252ZM251 132V133H252ZM256 132H254L255 134H257ZM20 133V132H19ZM66 133V132H65ZM126 133V132H125ZM153 133V132H152ZM200 132H198V134H199ZM228 133V132H227ZM261 133V132H260ZM30 134V133H29ZM104 134V133H103ZM102 134V135H103ZM110 134H111V136H112V138H111V140H112V144H111V146L112 147H114L115 148V153H117V152H119L120 153V150L123 148V146H122V144H121V141H123V140H121V135L120 134H118L117 133V131L116 130H112V131H110ZM176 134H178V133H176ZM175 134V135H176ZM180 134H182V133H180ZM180 134H178V136H180ZM188 134V133H187ZM236 134V133H235ZM242 134H243V136H244V133H243V131H242ZM31 135V134H30ZM97 135V134H96ZM153 135V134H152ZM168 135V134H167ZM171 135H173L174 136V134H171ZM195 135V134H194ZM212 135V134H211ZM246 135V134H245ZM224 136V135H223ZM239 136V135H238ZM238 136H234V138L235 137H237L238 138ZM248 136H250L251 138H252V136H251V134H249ZM254 136V135H253ZM263 136V135H262ZM262 136H261V134H260V137H259V139H262ZM22 137V136H21ZM132 137H134V134H133V136ZM132 137H129L127 140H129L130 139V141H131V139H133ZM184 137V136H183ZM194 137V136H193ZM249 137V138H250ZM53 138V137H52ZM135 138H137V136L135 135ZM187 138V137H186ZM18 139V138H17ZM138 141H139V136H138ZM194 139V138H193ZM217 139V138H216ZM257 139V138H256ZM102 141H103V139H101ZM104 140H106V137H104ZM121 140V141H120ZM152 140H155L154 138L152 139ZM185 140H187V139H185ZM4 141V140H3ZM108 141V140H107ZM129 141V142H130ZM156 141V140H155ZM232 141V140H231ZM230 141V142H231ZM25 142V141H24ZM129 142H127V143H129ZM185 142H187V141H185ZM235 142V141H234ZM256 143H257V141H255ZM140 143H142V142H140ZM140 143H138L139 145H140ZM239 143V142H238ZM251 143V142H250ZM40 144H43L44 145V147L42 148V149H44L43 151H39V145ZM133 144V143H132ZM235 144H236V142H235ZM259 144L261 145V148L259 147L258 148V150H256V151H260V150H262L263 148H264V141L262 140V141H259ZM43 145H41V146H43ZM74 145V144H73ZM98 145V144H97ZM104 145V144H103ZM102 145V146H103ZM138 145V146H139ZM141 145H144V144H141ZM140 145V146H141ZM231 145H233V143L231 144ZM238 145V144H237ZM256 145V144H255ZM109 146V145H108ZM110 146V147H111ZM125 146V145H124ZM152 146V145H151ZM222 146V145H221ZM226 146H228V145H226ZM236 145H234V146H232V147H235ZM239 146V145H238ZM241 146V145H240ZM254 146V145H253ZM252 146V147H253ZM258 146V145H257ZM54 147V146H53ZM73 148H74V146H72ZM110 147H108L109 149H110ZM127 147V146H126ZM204 147V146H203ZM97 148H99V147H97ZM105 148V147H104ZM217 148V147H216ZM235 148H239V147H235ZM249 148V147H248ZM247 148V149H248ZM254 148V147H253ZM5 149V148H4ZM100 149V148H99ZM102 149V148H101ZM135 149V148H134ZM194 149V148H193ZM230 149V148H229ZM229 149L227 150V151H229ZM240 149H241V147H240ZM239 149V150H240ZM97 150V149H96ZM108 150V149H107ZM106 150V151H107ZM136 150V149H135ZM135 150H134V153H136L135 152ZM249 150V149H248ZM62 151V150H61ZM99 152H100V150H98ZM192 151V150H191ZM234 151V150H233ZM232 151V152H233ZM66 152V151H65ZM124 152V151H123ZM139 152V151H138ZM241 152V151H240ZM245 152H246V149H245ZM245 152H243V154L245 153ZM252 152H255V151H252ZM261 152V151H260ZM152 153V152H151ZM251 153V152H250ZM264 153V152H263ZM49 154H51V163L50 164H44L43 163V161L44 160H47L48 158H49ZM62 154V153H61ZM108 154V153H107ZM255 154V153H254ZM115 155H117V154H115ZM114 155V156H115ZM232 155H234V154H232ZM262 155V154H261ZM264 155V154H263ZM250 156V155H249ZM254 156V155H253ZM257 156H259V155H257ZM256 156V157H257ZM5 157H4V159H5ZM106 157V156H105ZM241 157V156H240ZM242 157H243V155H242ZM260 157V159H261V164L259 163V162H257V164H258V167H262V168H260V170H259V174H260V176H261V178L259 179V182H257L256 181V185H257V187L259 188V190H260V192H258V193H250V190H247L246 191V189L245 190H243V188H244V186H245V183L244 184H242L241 183V186L242 185H244V186H242L243 188L241 189V191L243 190L245 193H246V196H245V200H241V203H242V205H243V207H247V206H249L250 204H251V202L252 201H250V199L252 200L253 198H252V196L253 197H256L255 199H257L259 202H261L262 203V205L260 206V207H254V209L252 208V206H251V209L250 210H246L245 212L246 213H255L256 214V219H258L257 221L259 222V224L260 225H258L257 226V230L255 231V232H249L250 234L248 235V237H254L255 238V243H254V245L252 246V247H244L243 246V241L245 240V239H247L248 237H244V239H241V237L239 238L240 240H238L235 236L236 235H233L234 233H235V228H233V229H230V230H228L229 231V233H228V235H229V237H230V241L229 242H225L224 244L223 243H221L220 241H221V234H223V233H227L226 232V230H225V232H223V233H221V230H215L213 233H212V235H211V237L210 236H206V235H201V236H197L196 238H194V237H191V236H189V235H187L186 236V239L184 240V242H183V240L182 239H184V237L183 238H180V240H182V243L180 244L179 242V244L177 243V242H175V241H172L171 239H169L171 236V233H172V231L174 230V228H172V227H170L169 225H167V223L166 224H164V222H165V218H163V220H160L161 219V217H163L162 215H163V210L162 209H160V208H158V207H156V203L157 204H159V202H160V199H159V191H158V189H162L161 188V186H160V184L155 180L153 183L151 182V181H149V183L151 184L150 186H148V187H145L144 189H142V194L140 195V189L139 188H136L134 191L132 190L131 191V189H130V193H129V195H128V197L126 198V200H127V203H129V207H131L132 208V210L133 209H136L137 210V208H138V213L136 214V215H138L139 217H141V219H142V225H143V230H142V232H141V236H143V241L145 242V246L147 245V247H148V251H149V253H151L154 257H156V258H158V259H161L162 260V262H164L163 264H193V262L194 261H198V260H201V259H209V260H211L212 261V264H235V261H237V260H242V261H244L245 263H247V264H257V260H264V257H262L261 256V246H260V244H259V239H260V237L262 236V235H264V188H262V185H264V162L262 161V159L264 160V158H261L262 156H259ZM20 158V159H21ZM109 158H110V156H109ZM244 158V157H243ZM7 159H10V158H7ZM6 159V160H7ZM13 159H16V158H13ZM105 160H106V158H104ZM107 159H108V157H107ZM139 159V158H138ZM237 159V158H236ZM239 159V158H238ZM241 159L242 158H240L239 160L241 161ZM254 159V158H253ZM257 159H258V157H257ZM256 159V160H257ZM109 160V159H108ZM115 160H117V158H115ZM255 160V159H254ZM17 161V160H16ZM239 161V162H240ZM23 162V161H22ZM54 162V161H53ZM245 162H247V161H245ZM254 162H256V161H254ZM254 162L253 163H251V164H254ZM3 163V162H2ZM82 163H83V165H85L84 163L85 162H83L82 161ZM242 163V162H241ZM90 165H92L91 163H90ZM240 165V164H239ZM86 166L87 165H85V168H86ZM88 167V166H87ZM90 167V166H89ZM239 167V166H238ZM247 167V166H246ZM258 167H256V170H255V172H257V170L259 169ZM242 168V167H241ZM250 168H253L254 169V167H250ZM258 168V169H257ZM87 169V168H86ZM114 170V169H113ZM141 170V169H140ZM243 171H244V168L242 169ZM246 171V170H245ZM248 171H251V169L249 170L248 169ZM254 171V170H253ZM90 172H91V170H90ZM133 172V171H132ZM148 171H146V173H147ZM240 172H242V171H240ZM87 173V172H86ZM89 173V172H88ZM142 173V172H141ZM251 173V172H250ZM138 174H139V172H138ZM241 175H243L242 173H240ZM248 174H249V172H248ZM114 175V174H113ZM137 175V174H136ZM135 175V176H136ZM244 176V178L246 179V180H249V179H247L248 177H250V174L246 177L245 175H243ZM151 178V177H150ZM240 179V178H239ZM255 180V179H254ZM119 181V180H118ZM144 181V180H143ZM241 181V180H240ZM251 181V180H250ZM108 182V181H107ZM247 182V181H246ZM56 183H57V181H56ZM106 183V182H105ZM162 184V183H161ZM239 184H240V182H239ZM248 184H249V181H248ZM251 184H252V181H251ZM57 185H59V184H57ZM175 185V184H174ZM129 186V185H128ZM168 186V185H167ZM59 187V186H58ZM113 187V186H112ZM127 187V186H126ZM143 187V186H142ZM256 187V186H255ZM140 188H141V186H140ZM155 189V191L154 190H151V189ZM168 188V187H167ZM247 188V187H246ZM258 188H257V190H258ZM59 189V188H58ZM59 190H61V189H59ZM238 191V190H237ZM240 191V190H239ZM242 191V194H245L244 192ZM61 192V191H60ZM63 192V191H62ZM248 192V193H247ZM127 193V192H126ZM52 194V195H51ZM239 195H240V193H238ZM162 196V195H161ZM46 197V196H45ZM63 197V196H62ZM141 197V198H140ZM64 198V197H63ZM140 200V201H139ZM164 200V202L166 201L165 199H163ZM19 203V202H18ZM138 204H140V205H138ZM254 204V203H253ZM19 205V204H18ZM124 205V204H123ZM147 205V206H146ZM65 206V205H64ZM63 206V207H64ZM134 206V207H133ZM258 206V205H257ZM250 207V206H249ZM130 208V209H131ZM132 210H130V211H132ZM169 210H171V209H169ZM127 212V211H126ZM213 212V211H212ZM118 214V213H117ZM210 214H213V213H210ZM216 216V215H215ZM133 217V216H132ZM50 218V219H49ZM17 219V218H16ZM212 221H213V217H212V219H211ZM218 220V219H217ZM216 220V221H217ZM215 222V221H214ZM97 224V223H96ZM10 226V227H9ZM68 227V226H67ZM48 228H52L53 229V237L51 238V239H45L44 237H46V235H47V229ZM181 229V228H180ZM98 231L97 232H99L100 234H101V239H103V241L105 242V241H109V242H112L113 240V238H114V235L113 234H115V233H113L112 235H111V237H109V238H106L105 237V235H102L104 232H103V230L101 231V230H99V227H98V229H97ZM72 231V230H71ZM74 232V231H73ZM140 234V233H139ZM134 235V234H133ZM223 236V235H222ZM117 238V237H116ZM243 238V237H242ZM61 240V239H60ZM209 240H211V242H212V245H214L215 246V249H216V251L215 252H212V253H210L209 255H207V256H205L204 255V253L207 251V249H208V244H209ZM142 241V242H143ZM60 242V243H59ZM65 243V242H64ZM112 246H113V249L114 250H118V246H117V243L116 244H112V243H110ZM64 246H66V245H64ZM99 246H103V242L101 243L100 242V245ZM98 246V247H99ZM111 246V247H112ZM63 248V247H62ZM64 248H66V247H64ZM243 248V251H240V249H242ZM99 249H100V247H99ZM249 249H254V251H253V253L252 254H250V255H248V252H249ZM88 250V249H87ZM120 250V249H119ZM97 251V252H96ZM96 251H94V253H96V255L93 253V256H90L89 257V261H96L97 262V264H98V262H99V259H100V257H101V252H99V250H96ZM17 257H19V260L17 259ZM87 259V258H86ZM57 260H59V262H57ZM62 263L64 264V262L62 261ZM61 263V264H62ZM117 263V262H116Z\"/></svg>",
	"mask_w": 264,
	"mask_h": 264
},
{
	"label": "snow or ice",
	"instance_id": "snow-or-ice-1",
	"mask_svg": "<svg viewBox=\"0 0 264 264\" xmlns=\"http://www.w3.org/2000/svg\"><path fill=\"white\" fill-rule=\"evenodd\" d=\"M40 7H44V5L41 4ZM53 7H59V5H55L52 3H49L47 5L48 10H51ZM38 20H39V15L32 16L30 20L26 18L23 23H20L17 25V30L20 33H23L25 31L32 32L34 31L35 25L38 22ZM44 23H45V26L50 30L51 35H55L60 31L57 22L52 21L51 23H49L47 21V17H45ZM7 39L12 40V44L9 45L8 51L12 55L20 54L21 56H23V53L25 50V42L18 40L16 36L11 35V34L8 35ZM260 102L264 104V91H262L261 93ZM43 163L46 165L51 163V154H49V158L47 160H44ZM43 171L45 173V181H46V183L44 184V187L47 191L52 192L55 190L56 187H58V185L55 184L54 179L51 177L50 174H48L46 169H43ZM205 174H207V169L205 170ZM208 187H209V190H218L216 182L212 179L209 180ZM262 188H264V185H262ZM221 230L223 229L221 228ZM59 235L64 240L66 247L69 248L73 252V254L79 253L80 245H81V242L84 241L85 235L77 236L69 228L63 227V226L60 229ZM52 237H53V229L48 228L47 235L44 238L51 239ZM242 243L244 247H252L255 243V238L248 237ZM259 244L261 246V256L264 257V235L260 237ZM215 251H216L215 246L212 245L211 240H209L208 249L204 253V255L207 256L210 253L215 252ZM240 251H243V248L240 249ZM17 259L19 260V257H17ZM20 264H36V262L35 261H21ZM66 264H97V262L94 260L84 262V261L73 259L71 261H67ZM193 264H212V261L209 259H201L198 261H194ZM235 264H245V262L242 260H237L235 261ZM257 264H264V260H257Z\"/></svg>",
	"mask_w": 264,
	"mask_h": 264
}]
</instances>
